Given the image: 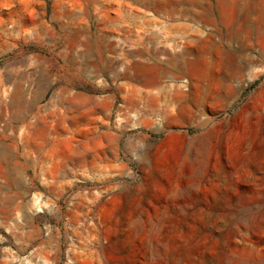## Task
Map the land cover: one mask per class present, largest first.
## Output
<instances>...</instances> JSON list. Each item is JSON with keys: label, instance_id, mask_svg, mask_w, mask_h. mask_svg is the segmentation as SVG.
Masks as SVG:
<instances>
[{"label": "rangeland", "instance_id": "374dc122", "mask_svg": "<svg viewBox=\"0 0 264 264\" xmlns=\"http://www.w3.org/2000/svg\"><path fill=\"white\" fill-rule=\"evenodd\" d=\"M178 1L0 0V264H264V0Z\"/></svg>", "mask_w": 264, "mask_h": 264}, {"label": "bare ground", "instance_id": "6f19581e", "mask_svg": "<svg viewBox=\"0 0 264 264\" xmlns=\"http://www.w3.org/2000/svg\"><path fill=\"white\" fill-rule=\"evenodd\" d=\"M176 1V0H175ZM183 1V0H182ZM160 2V4H161V2H163V1H159ZM184 2V1H183ZM197 2V1H196ZM151 3V2H150ZM149 3V4H150ZM180 3V2H179ZM184 3H186V2H184ZM183 3V4H184ZM152 4V3H151ZM177 4H178V2H177ZM176 4V5H177ZM162 5V4H161ZM181 5V4H180ZM159 7V6H158ZM167 7V6H166ZM176 7V6H175ZM179 8H181V7H179ZM179 8H177L178 10H179ZM160 9V8H159ZM162 9V8H161ZM187 10V9H186ZM177 11V10H176ZM184 13V12H183ZM251 60H253V58L252 57H250L249 55H246L245 56V58H244V60H243V62L244 63H247V62H249V61H251ZM1 77V76H0ZM158 79V78H157ZM146 82L149 84V83H155V82H157V81H155V75H153V74H151V75H149L147 78H146ZM156 84V83H155ZM159 90V89H158ZM160 91V90H159ZM158 91V92H159ZM163 91H161L160 92V96L162 97V99L164 98V99H166L167 98V96L165 95V94H163L162 93ZM3 94V93H2ZM3 99V98H2ZM166 101V100H165ZM155 110V109H154ZM159 110V109H158ZM260 155V154H259ZM259 157V156H258ZM249 160V159H248ZM200 227V226H199ZM178 257V256H177Z\"/></svg>", "mask_w": 264, "mask_h": 264}, {"label": "crops", "instance_id": "0c3cea01", "mask_svg": "<svg viewBox=\"0 0 264 264\" xmlns=\"http://www.w3.org/2000/svg\"><path fill=\"white\" fill-rule=\"evenodd\" d=\"M184 2H185V0H183ZM182 0H179L178 1V4L176 5V4H174V7H173V9H174V11H176V9L177 8H179V7H181L180 9H187V6L189 7V5L191 4H187V3H184ZM180 2V3H179ZM184 3V4H183ZM181 4V5H180ZM176 6V7H175ZM58 87H59V89H61V90H65V89H71V88H74L73 86H69V85H67V84H64V83H59L58 84Z\"/></svg>", "mask_w": 264, "mask_h": 264}]
</instances>
